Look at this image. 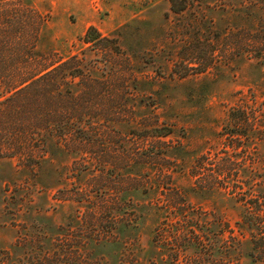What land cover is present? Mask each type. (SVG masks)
<instances>
[{
    "label": "rangeland",
    "instance_id": "374dc122",
    "mask_svg": "<svg viewBox=\"0 0 264 264\" xmlns=\"http://www.w3.org/2000/svg\"><path fill=\"white\" fill-rule=\"evenodd\" d=\"M185 1L0 0V264H252L229 177L191 170L229 155L234 109L264 113V9ZM71 58L82 76L43 77Z\"/></svg>",
    "mask_w": 264,
    "mask_h": 264
},
{
    "label": "trees",
    "instance_id": "16d2710c",
    "mask_svg": "<svg viewBox=\"0 0 264 264\" xmlns=\"http://www.w3.org/2000/svg\"><path fill=\"white\" fill-rule=\"evenodd\" d=\"M170 2L171 9L174 12L179 13L186 9L187 3L185 0H170ZM255 4H261L264 9V0H257ZM101 40H109V38L102 36L96 27L90 26L84 35V41L96 44ZM75 60V58H71L62 62L45 73L43 77H50L59 71H67L73 77L82 76L83 69L82 67L75 66ZM71 68L74 69L72 70ZM38 80L40 79L32 80L28 86L32 87ZM253 114L254 112L248 111L246 107L234 109L229 115L231 122L234 124L229 129V155L212 159L207 155H201L193 165L191 176L197 178L201 189L215 190L219 189V186L227 187L228 182L224 185L223 183L219 185V181L217 180H219L220 176L229 177V193L233 197H236L237 201L241 202L243 208L241 217L236 222L237 228L232 227L229 223V236L232 238V242L228 248L229 254L235 256L238 253L243 243L240 235L248 233L251 244L248 256L251 263L264 264V157H253L246 153L249 149L257 146L259 141L264 143V113L260 121ZM168 134L153 132L154 136H167ZM213 159H216L214 165L216 168L214 169L210 162ZM203 169H205V172ZM183 206L185 208L188 207L186 203H183ZM185 208H182L180 211V216H184V213L187 212L186 210L184 212ZM205 215L204 212L195 214L194 218L198 220L196 224L201 223L202 229L200 230L205 229L206 231L209 229V226H212L213 233L219 238L225 232L224 228H222V219H219V215H217L218 217L214 221L212 219L209 222ZM169 217L171 216H168L167 220ZM189 229H186V231ZM191 232L193 233V231ZM179 236L181 237V235ZM183 236L188 238L187 235L183 234ZM187 240L183 242L181 250H186L188 246ZM192 242L197 246L202 245L204 242L203 235L200 234L198 239Z\"/></svg>",
    "mask_w": 264,
    "mask_h": 264
}]
</instances>
